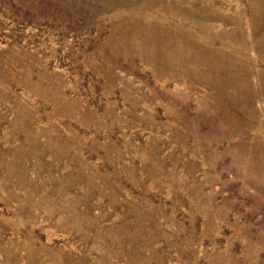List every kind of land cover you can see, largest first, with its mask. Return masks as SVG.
Here are the masks:
<instances>
[{"label": "rangeland", "instance_id": "1", "mask_svg": "<svg viewBox=\"0 0 264 264\" xmlns=\"http://www.w3.org/2000/svg\"><path fill=\"white\" fill-rule=\"evenodd\" d=\"M0 264H264V0H0Z\"/></svg>", "mask_w": 264, "mask_h": 264}]
</instances>
